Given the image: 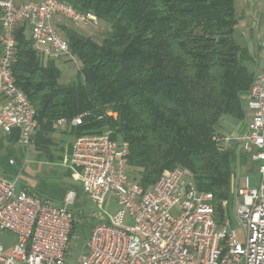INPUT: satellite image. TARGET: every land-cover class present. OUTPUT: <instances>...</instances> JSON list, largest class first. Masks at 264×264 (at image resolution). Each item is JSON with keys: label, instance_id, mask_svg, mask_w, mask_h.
I'll use <instances>...</instances> for the list:
<instances>
[{"label": "trees", "instance_id": "1", "mask_svg": "<svg viewBox=\"0 0 264 264\" xmlns=\"http://www.w3.org/2000/svg\"><path fill=\"white\" fill-rule=\"evenodd\" d=\"M66 1L93 13L109 31L98 42L72 24L60 28L80 62L76 80L65 82L57 61L38 54L25 26L17 29L12 73L36 111L31 146L38 161L62 163L68 138L110 130L112 139L129 144L130 178L144 191L180 168L199 191L213 194L216 220L223 222L228 210L222 202L233 201L236 168L249 158L237 145L222 151L214 137L222 135L225 117L245 119L256 62L237 40L236 0ZM80 115L82 124L71 127ZM18 140L17 131L0 136L2 177L19 175L12 149ZM18 189L57 206L67 193L48 184ZM76 230L75 222L72 242Z\"/></svg>", "mask_w": 264, "mask_h": 264}, {"label": "built area", "instance_id": "2", "mask_svg": "<svg viewBox=\"0 0 264 264\" xmlns=\"http://www.w3.org/2000/svg\"><path fill=\"white\" fill-rule=\"evenodd\" d=\"M242 1L254 4L258 0ZM0 10V130L6 135L17 131L18 143L30 148L37 129L36 111L12 73L17 29L26 27L41 57L67 61L79 71L80 62L60 28L67 23L91 29L101 22L66 0H0ZM257 57L259 65L245 101L250 113L247 132L239 137H214L222 151L237 145L239 153L260 164L256 188L249 174L242 182L240 171L232 183L235 216L245 241L233 228L229 201L222 202L228 213L219 223L213 194L199 191L190 177L187 183L180 168L165 172L144 191L130 178L129 144L112 139L107 130L77 137L65 161L75 170L101 220L76 264H264V36ZM82 122L80 115L69 125L77 127ZM64 124L59 121L60 126ZM110 194V206L119 207L115 215L105 207ZM75 201L76 192L69 191L57 206L19 190L17 178L0 176V236L3 232L16 236L9 254L0 238V264H69Z\"/></svg>", "mask_w": 264, "mask_h": 264}, {"label": "rangeland", "instance_id": "3", "mask_svg": "<svg viewBox=\"0 0 264 264\" xmlns=\"http://www.w3.org/2000/svg\"><path fill=\"white\" fill-rule=\"evenodd\" d=\"M58 19V18H57ZM56 19V20H57ZM247 23L249 26L253 24V21L251 19H248ZM66 26L69 24H65ZM261 25L264 26V21L261 22ZM69 27L81 31L85 33L88 36L93 37L98 42H101L104 38L107 31H109V26L101 23L99 27L97 28H91V29H82L81 27L70 25ZM259 27L257 26L256 32H259ZM255 32V34H256ZM249 35V36H248ZM247 37H250L251 34L248 33ZM257 35V34H256ZM238 42L244 43V40L240 37H237ZM58 66L63 72V81L65 82H71L73 80H76L78 76V70L74 65L71 63H68L64 60H58L57 61ZM1 103V102H0ZM1 105V104H0ZM250 118V116H248ZM5 134L0 130V136H4ZM56 142L61 141L60 134H56L54 136ZM76 137H70L67 139V142L65 143V151H64V159L62 163H44L40 162L37 159V154L32 146L30 148H23L19 143L12 145V149L17 153L18 158H20V164H19V175L17 177L11 176L12 180L18 179V186H20L21 183L25 185L28 189L34 190L41 188L42 185L48 184L49 186H56L61 187L62 192L66 193L68 190H73L77 193L78 199L77 204L72 209L76 213V224H77V230L75 232L73 242L70 246V253L69 257L67 259V262L69 264H76L77 259L85 254L87 252V242L89 240V237L91 235V231L93 229V226H95L97 223H99L101 220L95 216V208L93 204L89 201L87 196L83 194L81 182L78 178V175L76 174L75 170H72L68 165H66V160L69 158L73 144ZM57 150H60V146L56 147ZM243 156H247L245 153H242ZM15 160L11 161L13 164ZM15 165V162H14ZM259 163L251 161L249 158L247 165L244 166V168L241 170L239 167L236 168V172H241V179L243 182V178L246 174L250 175L251 180V186L253 188H256L258 186V171H259ZM185 181L189 183L191 179L188 176H185ZM113 200V194H110L107 198L105 207L108 209L109 213L112 215H115L116 212L119 210V207L116 205H111L110 203ZM230 219L232 220L233 228L237 231H240L241 234L239 236V239L241 241H245V235L242 232L243 229L237 222L236 216H235V207L233 205V201L230 203ZM1 242L5 248V253L9 254L16 242V236L9 232H3L0 236Z\"/></svg>", "mask_w": 264, "mask_h": 264}, {"label": "crops", "instance_id": "4", "mask_svg": "<svg viewBox=\"0 0 264 264\" xmlns=\"http://www.w3.org/2000/svg\"><path fill=\"white\" fill-rule=\"evenodd\" d=\"M236 2H237V13L240 18V23L238 26V37L244 40V43L241 44L245 47H248L250 53L254 56L256 61L254 66V71L256 72L259 65V59L257 57L259 54V43L262 37L264 36V26L261 25V22L264 21V0H258L254 4H246L242 0H236ZM248 19H251L253 21V24L251 26H249V24L247 23ZM258 25L261 27H259V32L258 31L256 32L255 30L257 29ZM255 32L257 35L255 34ZM248 33L251 34L250 37H247ZM246 114L247 115L245 119L242 121H238L230 117H225L218 128L219 133H221L222 135L232 136V137H239L244 135L247 132V124L250 120V118L248 117L250 116L248 110ZM242 169L243 167L240 166L241 172ZM69 191H73V190H68L67 193ZM78 198L79 197L76 193V201L74 206H76Z\"/></svg>", "mask_w": 264, "mask_h": 264}]
</instances>
